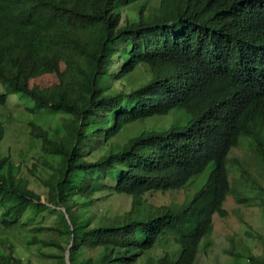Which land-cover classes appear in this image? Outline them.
I'll list each match as a JSON object with an SVG mask.
<instances>
[{
  "label": "trees",
  "instance_id": "16d2710c",
  "mask_svg": "<svg viewBox=\"0 0 264 264\" xmlns=\"http://www.w3.org/2000/svg\"><path fill=\"white\" fill-rule=\"evenodd\" d=\"M61 64L66 81L31 84ZM141 68L144 82L130 86ZM0 85V105L13 97L10 104L26 101L30 115L58 117L55 129L25 124L32 140L48 144L45 153L60 158L54 165L37 157L31 179L3 150L0 123L4 229L31 226L30 243L60 250L49 257L62 264L77 240L70 264H136L168 236L179 252L158 264H195L214 215L228 214L232 149L253 139L264 167V0H0ZM168 115V126L113 144L128 125ZM209 168L182 204L152 207L143 199L183 188ZM31 180L45 187V199ZM111 193L132 197V209L85 224V213ZM45 232L58 237L40 238ZM1 250L0 264H23ZM247 264H264V257Z\"/></svg>",
  "mask_w": 264,
  "mask_h": 264
},
{
  "label": "rangeland",
  "instance_id": "374dc122",
  "mask_svg": "<svg viewBox=\"0 0 264 264\" xmlns=\"http://www.w3.org/2000/svg\"><path fill=\"white\" fill-rule=\"evenodd\" d=\"M124 15L135 11V7L124 8ZM145 69H140L128 80L129 85L136 87L144 82ZM68 79V71L65 65H60L58 73L39 71L31 79V84L39 88L51 86L59 81ZM0 90L2 87L0 85ZM13 97L5 105H0V123L6 129L3 141V150L10 151L16 165L23 168V173L31 177L29 171L37 157L41 156L54 165H59L60 158L52 156L44 151L48 146L43 141H34L30 137L26 120L33 119L44 128H57L58 117L42 110L33 115L27 111V102L10 104ZM10 104V105H9ZM105 108H108L105 106ZM172 116H160L156 118L138 121L128 125L113 139V144L122 145L130 138L140 134L144 129L152 126L158 128L168 126ZM60 133L55 132L54 140H60ZM229 179L232 192L228 195L224 207L227 209L226 216L214 215L212 231L203 238L200 252L195 264H247L253 256L264 257V167L256 155V147L253 139L243 138L239 146L232 149L228 158ZM210 168L204 173L193 178L185 187L176 190L149 192L143 196L147 204L152 207L161 205H179L188 201L205 184ZM33 179V177H31ZM31 187L46 198V189L37 180H31ZM133 199L128 195L116 193L102 196L93 209L87 211L86 220L97 224L101 217L109 214H123L132 209ZM68 219L71 221L70 216ZM48 225L57 226L58 221L54 217H48ZM33 223L31 222L30 225ZM31 227V226H29ZM4 229L0 224V249L6 259L10 251L20 258L23 264H62L49 255L61 252L53 247H43L42 243H30L35 234L30 228ZM42 239L57 238L52 232L39 235ZM70 246L64 253L70 255ZM82 241L77 240L74 244L78 248ZM85 244V242H84ZM2 246V247H1ZM179 252V245L172 236L163 238L153 249L147 251L136 264H158V259L163 255L170 254L174 257ZM67 264H70L68 261Z\"/></svg>",
  "mask_w": 264,
  "mask_h": 264
},
{
  "label": "water",
  "instance_id": "95a60500",
  "mask_svg": "<svg viewBox=\"0 0 264 264\" xmlns=\"http://www.w3.org/2000/svg\"><path fill=\"white\" fill-rule=\"evenodd\" d=\"M66 260L69 261V254H66Z\"/></svg>",
  "mask_w": 264,
  "mask_h": 264
}]
</instances>
